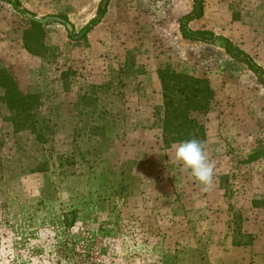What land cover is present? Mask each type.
I'll use <instances>...</instances> for the list:
<instances>
[{"label":"rangeland","instance_id":"obj_1","mask_svg":"<svg viewBox=\"0 0 264 264\" xmlns=\"http://www.w3.org/2000/svg\"><path fill=\"white\" fill-rule=\"evenodd\" d=\"M18 1L15 9V0H0V68L39 103L34 128L17 127L0 87V264H77L79 258L86 264H264V87L255 74L218 41L176 43L170 10L162 49L134 38L123 68L116 55L101 60L106 69L74 70L67 57L72 50L82 55L80 37L100 0ZM260 1L252 5L263 7ZM206 2L216 21L210 31L228 37L217 23L231 11L239 16L242 2ZM27 12L38 19L65 16L72 34L45 21L42 57L3 43L30 27ZM234 29L245 39L232 41L264 70V40ZM139 54L149 56L137 60ZM149 57L206 78L214 90L200 116L214 166L210 187L176 162L178 143L166 150L160 141L161 97L147 94ZM252 153L256 158L247 161Z\"/></svg>","mask_w":264,"mask_h":264},{"label":"trees","instance_id":"obj_2","mask_svg":"<svg viewBox=\"0 0 264 264\" xmlns=\"http://www.w3.org/2000/svg\"><path fill=\"white\" fill-rule=\"evenodd\" d=\"M191 10L179 18L180 35L189 40L215 44L217 41L225 52L234 60L241 62L255 74L257 82L264 87V70L251 55L238 47L230 38L216 35L210 30H193L188 23L203 16L205 0H191ZM12 3V1H10ZM108 0H100L96 15L83 28L85 34L97 24L106 12ZM14 8H20V2L15 0ZM34 15V14H33ZM66 20L65 16H61ZM30 27L22 33L23 46L31 54L42 55L40 50L47 49L44 43L43 29L46 25L34 19H29ZM71 39L72 37L68 35ZM162 90V107L160 115L161 138L164 147L168 148L184 140L196 139L206 146V126L200 116L206 115L214 99V90L206 78L196 77L173 69L166 63L157 70ZM0 87L3 89L2 100L13 112L15 125L28 124L34 128L33 110L39 103L38 95L23 93L6 70L0 68ZM256 158L250 154L247 161ZM254 204V201H253ZM251 237L243 242L249 244ZM240 241L235 245L243 244ZM77 264H86L84 258L77 259Z\"/></svg>","mask_w":264,"mask_h":264},{"label":"crops","instance_id":"obj_3","mask_svg":"<svg viewBox=\"0 0 264 264\" xmlns=\"http://www.w3.org/2000/svg\"><path fill=\"white\" fill-rule=\"evenodd\" d=\"M191 1V0H190ZM233 0H229L231 2ZM238 1V0H237ZM241 4V13L240 15L233 14V11L228 13V18H226L223 23H217L218 25H224L227 27L225 29V34L232 39H240L244 40V34L242 36H237L235 34V29L237 26L244 28L246 33L250 35H254L257 41L264 40V24L261 26L253 24L258 18L264 19V6L263 7H255V4L252 5V2H256V4H260V0H240ZM174 4V3H173ZM184 7V5H186ZM247 4V5H245ZM263 4V2H262ZM192 5V2H191ZM189 6L187 1H183L182 4L175 5L174 7L166 4L164 0H108V4L106 7V12L101 20L95 24L83 37L85 47L84 51H82V55L80 58H77L74 54V50H72L71 55H68L67 58L69 60L67 63L71 65L70 68L76 70L81 69V66H85L88 68H98L106 69L108 64L104 65L102 63V59L106 61L112 62L115 58L116 63H118V68H123L125 59L127 57V51L132 50L134 45H127L128 40L132 41V39L136 38L137 40L141 38L142 40H147L150 43L157 42V47L159 46L162 49L163 43L167 40L168 33V16L169 10L175 15V23L171 22V28L174 36V41L178 44H192L194 46H200L201 44H205V42L189 40L185 39L180 35L179 32V18L188 13L191 10L192 6ZM204 12L203 16L199 19H193L188 23V26L193 30L198 29H206L210 30L213 26L216 25L215 17H211L209 12L207 11V2L205 0L204 3ZM80 14V11L79 13ZM235 17V18H234ZM92 18L89 17L85 22ZM251 20V21H248ZM47 26V24L45 25ZM243 37V39L241 38ZM14 44L17 47L23 46L22 32L17 36L15 41H11L10 39L3 40V43ZM139 41V40H138ZM123 44L120 46L119 44ZM48 45L47 43H45ZM73 45H71L72 47ZM51 47V46H50ZM69 47V48H71ZM76 47H81L78 44ZM121 47L124 53L116 54L110 53L115 51ZM24 48V46H23ZM242 49V48H241ZM25 51H27L24 48ZM61 50V48L57 49ZM105 50L106 55L101 56V52ZM244 50V49H243ZM225 51V50H224ZM245 51V50H244ZM28 52V51H27ZM248 53L247 51H245ZM29 53V52H28ZM226 53V52H225ZM31 54V53H29ZM227 54V53H226ZM249 54V53H248ZM37 57H42L40 55H34ZM133 55V54H131ZM228 55V54H227ZM250 55V54H249ZM78 56V55H77ZM149 55L139 54L136 55L135 58L137 60L146 58ZM229 56V55H228ZM134 57V56H133ZM66 58V59H67ZM156 59V58H155ZM107 63V62H106ZM155 60L152 57L147 58V74L151 75L152 83L147 82V93L148 95H152L153 90L155 93H158L161 97V106L162 107V90L161 83L158 78L157 70L160 67L158 63L154 64ZM153 64V66H151ZM95 66V67H94ZM144 86V84H143ZM161 131V127H160ZM160 141L163 144L161 133H160ZM206 146L204 151L206 152L208 148V142H206ZM174 145V144H173ZM173 145L166 148L173 149ZM164 146V145H163Z\"/></svg>","mask_w":264,"mask_h":264},{"label":"clouds","instance_id":"obj_4","mask_svg":"<svg viewBox=\"0 0 264 264\" xmlns=\"http://www.w3.org/2000/svg\"><path fill=\"white\" fill-rule=\"evenodd\" d=\"M174 157L183 168L188 169L195 181L210 187L213 180L214 166L208 160L201 141L189 139L175 146Z\"/></svg>","mask_w":264,"mask_h":264},{"label":"water","instance_id":"obj_5","mask_svg":"<svg viewBox=\"0 0 264 264\" xmlns=\"http://www.w3.org/2000/svg\"><path fill=\"white\" fill-rule=\"evenodd\" d=\"M26 16L29 19H34V20L39 21V22H45L47 20H54V21L60 22V23L65 25V27H66L67 31L69 32V34L70 35L72 34V31H73L72 25L69 22H67L66 20H64L63 18L59 17V16H51L50 15V16H45L42 19H38V18L33 17V15L31 13H28V12L26 13ZM79 36H80V34L76 35L74 37L78 38Z\"/></svg>","mask_w":264,"mask_h":264}]
</instances>
